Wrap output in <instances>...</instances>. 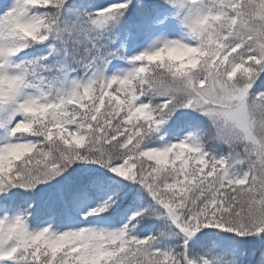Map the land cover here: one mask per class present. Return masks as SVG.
Wrapping results in <instances>:
<instances>
[{
	"label": "snow or ice",
	"instance_id": "6c2138e0",
	"mask_svg": "<svg viewBox=\"0 0 264 264\" xmlns=\"http://www.w3.org/2000/svg\"><path fill=\"white\" fill-rule=\"evenodd\" d=\"M0 264H264V0L0 3Z\"/></svg>",
	"mask_w": 264,
	"mask_h": 264
},
{
	"label": "rangeland",
	"instance_id": "374dc122",
	"mask_svg": "<svg viewBox=\"0 0 264 264\" xmlns=\"http://www.w3.org/2000/svg\"><path fill=\"white\" fill-rule=\"evenodd\" d=\"M4 2V0H0V3H3Z\"/></svg>",
	"mask_w": 264,
	"mask_h": 264
}]
</instances>
